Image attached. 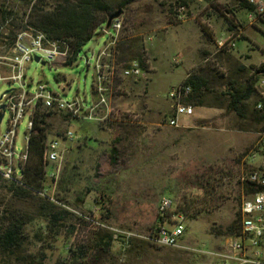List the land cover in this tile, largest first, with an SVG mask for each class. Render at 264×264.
Returning <instances> with one entry per match:
<instances>
[{"label":"rangeland","instance_id":"obj_1","mask_svg":"<svg viewBox=\"0 0 264 264\" xmlns=\"http://www.w3.org/2000/svg\"><path fill=\"white\" fill-rule=\"evenodd\" d=\"M38 1L0 0L2 49H12L20 34L35 36L39 32L30 24L33 6ZM43 1L49 9L60 0ZM242 2L105 0L114 14L121 13L122 28L115 39H111L114 31L103 35L99 29V36L83 48L71 65L68 58L52 63L43 59L41 63L34 61L28 65L24 90L30 95H37L39 88L45 86L46 94L90 106L96 96L101 97L97 70L100 64L107 78L102 83V94L107 101L104 108L111 95L126 94L125 88L127 91L141 88L142 94L148 90V102L154 104L155 125L138 142L135 155L125 157L116 150V164L111 162L112 149L92 157L96 145L90 142L72 159L65 141L68 131L73 132L74 141L77 139L71 127L72 119L66 112L47 110L39 103L38 112L46 115L47 140H61L65 158L61 165L46 166V189L27 198L9 192L13 182L4 180L0 174V229L12 214L33 220L25 227L23 250L8 257L0 254V263L214 264L209 254L235 236L236 231L230 229L240 228V209L250 197L247 186H242L238 179L242 174L261 169L264 163V152L258 146L264 132L263 114L257 110L259 99L254 97L244 102L242 114L230 110L233 89L246 87L257 66L251 64L247 68L231 54L217 53V39L236 36L247 26L243 18L251 11L244 8L246 0ZM26 42H30L29 37ZM255 42L264 50V34H259ZM194 49L216 50L215 54L202 55L197 65ZM239 49H246L244 42ZM183 56H187L188 62ZM263 57L258 50L253 62ZM247 60L246 57L244 62ZM133 65L139 67L141 76L125 77L123 72ZM189 65L193 68L187 73ZM201 65L206 67L208 82L201 87L200 98L192 90L182 104L194 108L197 100L201 101L213 116L194 130L171 128L168 119L173 117L178 102L170 100L168 95L174 88L183 87L184 82L172 86L180 83L186 74V80L197 81V66ZM220 71L222 78L215 75ZM3 74L8 75L6 71ZM14 89H20V85H0V99ZM118 110L112 104L110 117ZM127 111V115H133L130 106ZM8 120L6 114L1 124L3 135ZM28 122L29 117H25L18 128L19 153L26 147ZM0 164L6 162L0 158ZM45 196L50 197L57 211L69 213L57 225L46 222L40 211V198ZM164 200H171L172 206L162 219L160 207ZM178 217L184 218L186 227L180 248L157 247L138 238L125 246L120 239H114L113 230L146 237ZM80 249H88L87 256L81 258L82 254L77 253Z\"/></svg>","mask_w":264,"mask_h":264},{"label":"built area","instance_id":"obj_2","mask_svg":"<svg viewBox=\"0 0 264 264\" xmlns=\"http://www.w3.org/2000/svg\"><path fill=\"white\" fill-rule=\"evenodd\" d=\"M247 4L253 9L248 15V21L252 26L264 25V0H246ZM8 22V21H7ZM104 24L101 32L105 35L114 31L111 39L122 28L121 21L115 20L109 32H105ZM4 41H7L8 35H4ZM30 42H26V38ZM217 53L230 54L235 50L236 44L231 39H223L217 42ZM107 49V48H105ZM70 49L66 43L51 41L47 35L41 32H35V36L20 34L16 38L12 49H2L0 47V85L19 84L20 89L10 90L4 93L0 99V158L6 164H0V174L2 178L9 182H16L23 178L24 165L28 159V145L31 134L35 127V117L38 112L39 103H43L45 109L58 112H66L71 119H93L94 112L104 107L107 103L103 96L104 89L102 83L107 80L103 76L102 66L97 65L98 82L100 83L99 93L101 95L99 102L86 109L83 102L66 101L59 95L46 94V87L41 86L37 95H30L24 90L26 81V69L28 65L39 57L49 62H55L59 58H68ZM105 52H102L104 56ZM6 71L8 75H4ZM222 71L219 72L221 74ZM255 73V72H254ZM125 77L141 76V70L137 65L123 72ZM255 91L259 98L257 110H263L264 103V73L258 75V81L255 85ZM192 89L190 86L174 88L170 91L168 98L178 102L172 118L168 119V126L179 128V120L183 117H191L194 114V108L190 105L182 104V101L189 97ZM6 114H9L6 134L1 133V124ZM25 117H29L27 125V136L25 138L26 147L21 153L17 151L16 141L18 128ZM75 136L72 131L65 134L66 142H73ZM259 150L264 152V132L260 134L258 143ZM65 158V150L62 141L47 140L44 161L48 165H61ZM242 186H247L252 190L250 197L243 201L240 214L241 223L237 234L227 239L219 250H214L209 254L214 264H264V163L262 168L256 171H250L242 174L239 179ZM172 206L171 200H164L160 207V217L166 218L169 209ZM186 227L184 218H175L172 222H166L160 225L146 237H139L132 233L113 230L114 239L123 241L125 246L138 238L157 247L180 248V243L185 235Z\"/></svg>","mask_w":264,"mask_h":264},{"label":"trees","instance_id":"obj_3","mask_svg":"<svg viewBox=\"0 0 264 264\" xmlns=\"http://www.w3.org/2000/svg\"><path fill=\"white\" fill-rule=\"evenodd\" d=\"M244 0H241V2ZM242 2V3H243ZM43 0L38 1L33 6L31 12L30 24L39 32L48 36L51 41H59L66 43L70 49L68 64L71 65L79 56L83 48L93 40L97 35V31L107 23L108 19L114 14L105 0H60L52 5L49 9L44 6ZM244 8L252 11L248 5ZM264 73V63L252 73L251 80L248 85L243 88L233 89L231 95L230 110L241 113L242 104L250 99L257 97L255 91V80L258 75ZM218 78L223 75L216 73ZM183 86H190L193 94L197 99L200 98V90L202 85L194 78L184 81ZM190 102V100H189ZM197 105H202L201 101L197 100ZM189 105V104H188ZM263 114L264 118V103L263 110L258 111ZM49 136L48 127L46 124V115L37 112L35 117V127L31 134L28 145V159L23 169V180L18 184L12 183L8 187L9 192L18 198H27L33 194H40L46 189V164L44 161V153L46 142ZM116 149L111 151V162L116 164ZM252 193V190L247 187ZM40 211H43V216L46 217V222L57 225L63 217L69 214L66 211H57V207L50 201V197L45 196L40 198ZM162 220V219H161ZM30 217L24 215L12 214L2 229H0V254L11 256L17 252H21L24 247L25 227L32 223ZM35 221V219H34ZM237 234L238 229L234 226L230 229ZM131 242L129 243L130 246ZM101 248V247H100ZM77 253H81L84 258L87 256L88 249H80ZM25 260V259H24ZM2 264V263H0Z\"/></svg>","mask_w":264,"mask_h":264},{"label":"crops","instance_id":"obj_4","mask_svg":"<svg viewBox=\"0 0 264 264\" xmlns=\"http://www.w3.org/2000/svg\"><path fill=\"white\" fill-rule=\"evenodd\" d=\"M248 15L249 14L243 18V22L247 24V26L245 28L242 27L238 35H228L226 38L222 37L217 39V42L223 39H231V41L235 42V50L230 54L236 61L238 60V62H241V64L247 68H250L251 64L257 66L254 71H252V73H254L255 70L264 63V57L263 59L258 60V62H253V55L258 50L262 53V55H264V50L259 48L258 44L255 42L259 34H264V29L262 28V25L252 26L248 21ZM214 39L215 38L212 40L213 44H215ZM242 42L245 43L246 49H239V46ZM194 50L197 51L198 65L199 62H201L202 55L206 56L209 53L215 54L214 50L216 49ZM246 57L248 58L247 63L244 62ZM183 60L188 62L187 56H183ZM242 61L244 63H242ZM167 68H169L171 72H174V69H172L170 66H167ZM192 68L193 65H189L187 73ZM157 69L158 68H156V70L152 73L153 75L157 72ZM205 72H207L206 67H203L202 65L197 66V81L202 85V87L206 84V82H208L207 77H205ZM186 78L187 74L180 83L174 84L172 88L182 84ZM241 81L243 82V80ZM124 92H126V94L111 95L107 99L108 106L106 108H98L93 114V119H72L71 127L77 135V139L75 141L70 143L67 142L69 154L71 155L72 159H74V156L78 154V150L83 149V146L86 142L96 145V150H94L92 157H99L100 152L110 149L118 150L121 152V155L123 154L125 157H131L135 155V150H137L139 146L138 142H141L144 138H146L147 135L152 132L155 125L153 117L154 104L151 105V103L148 102V90L145 94H142L141 88L139 89L136 87V89H130V91H127L125 88ZM99 100L100 97L96 96L92 105H96ZM112 104H115L119 110L113 117H110ZM92 105H85V108L88 109ZM129 106L132 108V116L127 115L129 112L127 109ZM204 106V104H195L193 116L183 117L179 120V129L185 131L194 130L196 127L198 128L200 122L212 117L213 113L209 112V110Z\"/></svg>","mask_w":264,"mask_h":264},{"label":"water","instance_id":"obj_5","mask_svg":"<svg viewBox=\"0 0 264 264\" xmlns=\"http://www.w3.org/2000/svg\"><path fill=\"white\" fill-rule=\"evenodd\" d=\"M120 16H121V13L118 12V13L113 14V15L108 19V21H107V23H106V26H105V32H109V31L111 30L113 22H114L115 20H118V19L120 18ZM103 35H105V33H104ZM35 62H37V63H41V59H40L39 57H36V58H35ZM42 64L45 65V63H42ZM0 122H1V120H0Z\"/></svg>","mask_w":264,"mask_h":264}]
</instances>
